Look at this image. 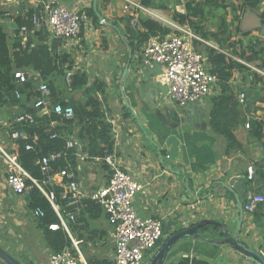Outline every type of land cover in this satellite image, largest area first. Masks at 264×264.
Listing matches in <instances>:
<instances>
[{
    "label": "crops",
    "instance_id": "1",
    "mask_svg": "<svg viewBox=\"0 0 264 264\" xmlns=\"http://www.w3.org/2000/svg\"><path fill=\"white\" fill-rule=\"evenodd\" d=\"M92 2L0 0V25L7 32L9 43L19 37L25 43L32 31L25 36L16 33L15 16L30 8L45 9L54 4L84 12L92 7ZM97 9L106 23L99 20L95 23L86 16L79 41L62 39L60 50L68 53L73 60V68L69 71L71 74L76 70L86 72L89 82L101 80L104 83L102 102L106 109L105 116L112 125L113 148L110 153L115 162L142 185L133 200L136 214L161 220L162 235L155 250L176 230L201 221L225 224L233 232L234 219L238 216L235 199L230 192L216 189L219 186H213V183L231 176H241L246 194L253 192L264 196V182L250 189L245 185L248 168L255 172L263 165L264 143L249 134V127L245 126L249 114L244 105L238 108V120L233 129L241 148L226 153L224 139L210 125L212 100L218 95V88L214 87L202 100L185 106L176 105L166 93L164 67L143 66L137 59L139 52H133L128 45L125 36L127 15L122 10V2L98 0ZM176 10L183 12L184 8L177 5ZM259 21L256 14L246 10L237 24L240 31L249 32L246 39H263L264 32L259 27ZM130 49L132 56L127 74L120 83ZM1 102L0 148L13 152L15 143L10 135L16 130L14 123L21 115V108L3 103V98ZM256 105L260 110H251L250 116L264 121V103L258 102ZM44 112L38 110V115ZM75 134L68 137L76 150L75 178L87 195L108 182L110 169L101 159L88 157L84 151L86 143L79 141ZM169 135L179 139L178 156L173 161L166 157L169 146L165 139ZM4 168L5 162L0 153V246L24 264H48L51 252L44 241L43 232L37 227L32 212L27 209L25 195L12 194L6 187ZM211 187L210 195L203 198ZM83 199L89 198L80 200ZM209 226L211 228L204 230L203 236L217 238L216 225ZM238 235L247 247L264 250V201L252 212L244 210ZM70 238L80 261L86 264H111L114 257V229L103 211L96 217L86 212L84 218L74 225ZM154 253L148 255L142 264H152ZM164 264L257 263L228 244L186 238L171 249Z\"/></svg>",
    "mask_w": 264,
    "mask_h": 264
},
{
    "label": "trees",
    "instance_id": "2",
    "mask_svg": "<svg viewBox=\"0 0 264 264\" xmlns=\"http://www.w3.org/2000/svg\"><path fill=\"white\" fill-rule=\"evenodd\" d=\"M141 2L147 7L170 14L172 20L188 26L203 40L214 41L217 44L218 49H215L198 41L193 42L198 51L206 52L209 71L217 78L218 95L212 100L210 125L224 139L226 153L241 148V143L233 132L240 105H244L249 114L246 119L249 123V134L263 140L264 143V121L250 116L251 110L255 112L260 110L256 103H264V75L252 68L264 73V38L246 39L249 32L240 31L237 24L241 14L249 10L256 14L261 25H264V0H141ZM177 5H182L184 11L176 10ZM40 9L42 7L30 8L14 17L16 33L23 25L32 31L25 43H22L21 37L9 43L7 32L0 25V104L3 98V103L19 106L20 114L29 113L33 116V122L14 123V129L23 130L26 137L14 141L13 152L17 153L19 163L43 189L42 191L27 180V184L31 185L24 194L27 209L31 212L35 209L42 211V216L35 219L51 253L69 249L75 254L72 240L66 231L61 226L56 230L49 228L50 224L60 223V220L44 192L53 193L57 204L60 205L61 216L66 212L76 213V209H79L76 219L68 221L71 233L74 225L84 218L86 212L96 217L103 211L102 207L91 199L79 200L76 204L69 205L67 200L60 196L62 188L47 181L38 160L50 153L60 152L61 156L50 163V174L62 169L75 173L76 150L73 146H67L68 137L76 133V138L86 143L84 151L87 156L102 160L106 152L110 153L113 148L112 125L105 116L106 109L102 102L104 83L101 80L89 82L86 72L76 70L70 75V81L67 83V73L73 68V60L68 53L60 50L62 39L53 37L45 27L34 28L31 17ZM84 12L95 23L98 22L92 7L85 9ZM228 13L231 20L227 18ZM126 18V41L133 52H139L152 36L163 38L172 33L169 26L148 15L140 16L135 25L131 24V18L128 16ZM16 70L25 73L37 72L47 83L53 102L71 106L73 115L64 117L50 109L39 116L40 109L33 106L35 97L39 95L38 82L30 78L18 83L14 78ZM235 74L240 76V82L237 84L233 83ZM66 87L69 89L68 92ZM16 89L20 92L19 97L14 94ZM241 93L244 95L242 103L239 102ZM34 140L36 144L31 149H26L25 145L27 143L33 145ZM263 182L264 166L260 165L253 172L252 178L248 179L246 176L245 185L250 189ZM209 228H211L209 224L202 226L203 230Z\"/></svg>",
    "mask_w": 264,
    "mask_h": 264
},
{
    "label": "built area",
    "instance_id": "3",
    "mask_svg": "<svg viewBox=\"0 0 264 264\" xmlns=\"http://www.w3.org/2000/svg\"><path fill=\"white\" fill-rule=\"evenodd\" d=\"M120 1L122 2V10L131 18L132 25L138 22L140 16L148 15L172 29V33L163 38L150 37L137 56L140 64L145 67L153 65L164 67V79L168 86L167 95L169 99L178 106H185L208 96L212 89L216 87L217 78L209 71L206 52L204 50L198 51L193 42L198 41L215 49H218V46L210 44V41L203 40L188 26L160 16L156 9L145 6L141 0ZM86 18V14L83 11L69 9L62 4H54L33 13L31 22L34 28L45 27L53 37L78 42L81 27ZM28 32L30 31L26 26H20L19 33L22 36H25ZM252 68L264 75L262 71ZM69 75H71V72L67 73V78L70 81ZM14 78L18 83L30 78L38 82L37 90L39 95L33 101L34 108L45 112H49L52 109L54 113L64 117L73 115L71 106H63L59 102H53L47 83L37 72L29 71L25 73L21 70H16ZM14 94L16 97L20 96L18 89L14 91ZM243 97L242 93L239 94V102H243ZM33 120V116L29 113L21 114L16 118V122L19 123L33 122ZM245 126L249 127V123H246ZM10 137L15 141L26 136L23 130H14ZM33 142V145L27 143L25 148L31 149L36 144L35 140ZM67 146L72 147L73 142L68 140ZM0 153L5 162L6 187L12 194H25L31 188V185L27 184V180H30L43 191L19 163L16 152H8L0 148ZM60 156V152H54L38 160L40 169L46 174L47 181L62 188L60 196L63 200H67L69 205L76 204L84 197L100 204L108 222L114 229V257L111 264H142L148 255L156 251L155 248L162 235V223L158 218L140 217L136 214L133 208V200L136 193L142 189L140 182L130 172L122 169L115 162L111 153L106 152L102 160L109 166V180L104 186L86 195L79 187V182L75 178L73 171L62 169L50 174V163ZM166 157L168 158V154ZM252 175L253 170L249 167L247 178H252ZM44 194L60 220V223L50 224L49 228L56 230L61 226L71 237L68 221L76 219V213H78L79 209H76V213L66 212L65 214L68 218V221H66L60 215V205L57 204L53 193L44 192ZM263 201V195L250 192L245 194L243 208L245 211L252 212ZM32 214L37 218L42 216V211L35 209ZM48 264L86 263L80 261L69 249H64L59 253H51L48 258Z\"/></svg>",
    "mask_w": 264,
    "mask_h": 264
},
{
    "label": "water",
    "instance_id": "4",
    "mask_svg": "<svg viewBox=\"0 0 264 264\" xmlns=\"http://www.w3.org/2000/svg\"><path fill=\"white\" fill-rule=\"evenodd\" d=\"M97 1L93 0L92 2V9L98 18V20L101 23H106L104 18L101 16L97 9ZM259 27L262 32H264V25H261L259 21ZM132 51L130 49L128 60L125 64V67L123 69L122 75L120 77V83L123 82L124 77L127 74L128 66L131 60ZM166 144L169 146L168 149V159L169 160H175L178 156L179 152V139L175 135H169L165 139ZM159 157L162 160V154L159 152ZM168 168L171 170V167L168 166ZM178 173H181L178 171ZM185 184L187 185V179L186 177L183 178ZM219 186L218 190H225L227 192H230L236 202V208L238 216L234 219L235 222V230L233 232H230L228 227L225 224H216L213 222L208 221H201L197 224H191L185 228H181L179 230H176L171 235H169L166 240L163 242V244L156 250V252L153 255L152 258V264H164V261L166 259L167 254L171 251L172 248H174L179 242L186 238H199L205 241H211L216 242L217 244L224 245L228 244L231 248L236 250L237 252L247 256L257 264H264V250H255L252 248L247 247L243 242H241L239 238V232L241 229V224L243 221L244 216V208H243V202L244 197L246 194L245 188L242 186V177L241 176H231L228 179H220L217 180L215 183H213V186ZM212 190V187L207 195H205L203 198H206L210 195ZM214 190V189H213ZM204 224L209 225H216L217 227V238H210L208 239L206 236H203L204 230L202 229V226ZM214 230V229H213ZM0 261L4 264H24L19 259L11 255L10 253L6 252L1 246H0Z\"/></svg>",
    "mask_w": 264,
    "mask_h": 264
},
{
    "label": "rangeland",
    "instance_id": "5",
    "mask_svg": "<svg viewBox=\"0 0 264 264\" xmlns=\"http://www.w3.org/2000/svg\"><path fill=\"white\" fill-rule=\"evenodd\" d=\"M181 6V5H180ZM158 11L159 12H161V13H158L160 16H162V17H164V18H170L171 17V15L170 14H168V13H165V12H163V11H161L160 9H158ZM227 18L229 19L230 18V13H228L227 14ZM210 44H212V45H214V46H217V44L214 42V41H210ZM69 79H70V75H69ZM66 81H67V83H69V80H68V78H66ZM240 82V76L238 75V74H235V77H234V80H233V83H235V84H237V83H239ZM164 86L166 87V93H167V88H168V86H167V83H166V81H165V83H164ZM66 89V92H68V87H66L65 88ZM63 218L66 220V221H68V218H67V215L66 214H64L63 213ZM12 241V240H11ZM45 241V240H44ZM1 262V261H0ZM2 264H4L3 262H1Z\"/></svg>",
    "mask_w": 264,
    "mask_h": 264
}]
</instances>
